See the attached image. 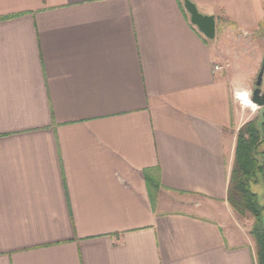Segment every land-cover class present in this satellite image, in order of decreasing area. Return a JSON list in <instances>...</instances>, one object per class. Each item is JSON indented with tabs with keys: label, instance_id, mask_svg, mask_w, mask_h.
Wrapping results in <instances>:
<instances>
[{
	"label": "crops",
	"instance_id": "crops-1",
	"mask_svg": "<svg viewBox=\"0 0 264 264\" xmlns=\"http://www.w3.org/2000/svg\"><path fill=\"white\" fill-rule=\"evenodd\" d=\"M193 2L264 35V0ZM214 39L184 0H0V264H258Z\"/></svg>",
	"mask_w": 264,
	"mask_h": 264
},
{
	"label": "trees",
	"instance_id": "trees-1",
	"mask_svg": "<svg viewBox=\"0 0 264 264\" xmlns=\"http://www.w3.org/2000/svg\"><path fill=\"white\" fill-rule=\"evenodd\" d=\"M262 28L264 30V26ZM261 109L238 131L228 187V202L233 209L253 217L251 235L258 264H264V206L254 189L259 183L264 186V108Z\"/></svg>",
	"mask_w": 264,
	"mask_h": 264
},
{
	"label": "rangeland",
	"instance_id": "rangeland-1",
	"mask_svg": "<svg viewBox=\"0 0 264 264\" xmlns=\"http://www.w3.org/2000/svg\"><path fill=\"white\" fill-rule=\"evenodd\" d=\"M224 22L219 21L217 25L216 45H220V63H224L225 72H227L235 87V94L237 92H244L249 94L252 101L253 90L256 86V79L259 73L262 60L264 58V35L254 32H240L229 30V34L224 39L223 29L225 28ZM215 37V38H216ZM215 40V39H213ZM224 43L226 48L223 51ZM263 89H264V75H263ZM253 102V101H252ZM236 104L243 112V121H247L255 117L262 107H255L254 105H241L236 100ZM264 108V107H263ZM262 110V109H261ZM255 191L259 194L260 202L264 206V186L262 183L254 187ZM231 221H236L241 227L244 236L247 239L253 240L250 234L253 217L250 213L244 216L230 211ZM255 245V242H254ZM256 247V246H255Z\"/></svg>",
	"mask_w": 264,
	"mask_h": 264
},
{
	"label": "water",
	"instance_id": "water-1",
	"mask_svg": "<svg viewBox=\"0 0 264 264\" xmlns=\"http://www.w3.org/2000/svg\"><path fill=\"white\" fill-rule=\"evenodd\" d=\"M184 6L190 15L191 22L202 32L207 38L214 39L216 37L217 23L214 15H208L201 12L193 0H184ZM264 58L257 75L256 86L253 90L252 101L258 107H264Z\"/></svg>",
	"mask_w": 264,
	"mask_h": 264
},
{
	"label": "built area",
	"instance_id": "built-area-1",
	"mask_svg": "<svg viewBox=\"0 0 264 264\" xmlns=\"http://www.w3.org/2000/svg\"><path fill=\"white\" fill-rule=\"evenodd\" d=\"M235 98H236L237 101H239V103H240L241 105H249V104H251V105H254L255 107H257V105L254 104V103L251 101V99H250V97H249V94H245L244 92H237V93L235 94Z\"/></svg>",
	"mask_w": 264,
	"mask_h": 264
}]
</instances>
